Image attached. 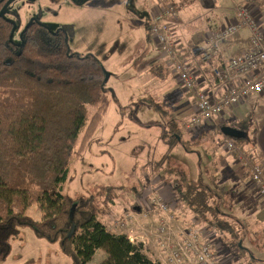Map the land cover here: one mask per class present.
Here are the masks:
<instances>
[{
    "label": "trees",
    "instance_id": "1",
    "mask_svg": "<svg viewBox=\"0 0 264 264\" xmlns=\"http://www.w3.org/2000/svg\"><path fill=\"white\" fill-rule=\"evenodd\" d=\"M6 1L0 0V10ZM9 5L0 16V262L10 253L12 238L28 226L38 238L57 244L72 264H87L97 249L107 254L99 264H162L140 242L102 224L99 216L107 215L114 201L109 187L78 198L62 192L70 165L112 101L110 73L93 54L69 49L68 30L50 31L31 20L21 44H14ZM39 200L47 216L34 221L26 211ZM175 200L184 214L215 229L229 252L235 243L242 247V233L232 232L238 224L220 210L208 186L190 180Z\"/></svg>",
    "mask_w": 264,
    "mask_h": 264
},
{
    "label": "rangeland",
    "instance_id": "2",
    "mask_svg": "<svg viewBox=\"0 0 264 264\" xmlns=\"http://www.w3.org/2000/svg\"><path fill=\"white\" fill-rule=\"evenodd\" d=\"M242 1L244 0H239V3H243ZM166 2L176 4L180 10L186 0H167ZM137 4L135 0H12L7 8V15L15 17L11 41L17 45L21 44L22 32L26 24L34 20L48 27L50 31L68 30L70 33L68 35L69 49L75 53L81 55L91 53L98 60L105 55V61L114 55L129 57L133 54L138 43V34L140 31L143 32L142 21L145 19L141 7L138 8ZM163 6H165L164 3ZM145 13L147 14V12ZM143 42V44L149 43ZM117 61L121 60L117 59ZM116 62L113 64L116 65ZM129 76L130 74L121 76V80L115 79L114 75L111 76L112 79L114 78L110 82L113 85V89L110 88L113 96L112 101L101 122L92 133L87 147L70 165V172L62 192L72 198H78L79 196H94L103 193L106 187H109L107 193L115 200L109 203L111 210L105 209L107 215L112 213L109 217L111 218L110 228L125 235L127 229L133 227L136 235L150 237L152 243L145 247L149 252L155 248V256L154 252H152V256L160 262L159 255L163 251L159 245L162 235L158 227L159 221L166 227L165 233L167 234L181 229L189 234L193 230L199 231L201 227H198L197 217L193 214L189 215L192 218L188 225L178 224L174 206L179 207L180 203H176L171 189L167 190L166 195L163 193L162 196L156 195V197L168 204L169 213L175 214L172 221L161 218L160 213L156 210H153L152 214L144 212L143 208L148 205L146 204L148 201L144 199V206L139 207V212L134 211L132 207L138 206L140 203L141 197H136V193H139L142 188V179L151 175L150 171H153L154 165L155 172L162 175L164 180L168 179L173 185L178 181L187 184L181 180L182 173H186V171L188 178L201 182L200 175L208 178L206 173L207 153L204 150H198V142L194 141L197 134L186 133L183 130L180 134L181 141L176 143L171 140L170 136L175 129L174 126L167 125V117H174L171 109L164 111V108L156 109L153 105L152 107L158 111L156 114L153 111L145 113L142 109L132 106V103L129 102L131 100L141 101L143 95L133 81H128L130 84L124 83ZM106 85L109 86L108 83ZM255 96L250 95L247 98L244 102V110L242 113L238 111L236 119L230 124L233 126L240 124V127L246 131V138L237 139L236 143H243L258 153L254 147L258 143V138L254 137L257 131L259 135L263 128V120L258 116L264 107V98L257 100ZM124 102L129 105L122 108L121 105ZM154 123L164 126V129ZM176 126L183 129V126L178 124ZM212 130L214 131L213 128ZM161 134H163L162 138L165 143L160 140ZM162 152L163 155H159ZM156 153L158 156L155 155ZM161 156H163L162 159ZM149 184L147 183L145 186ZM219 190L216 191L225 204V206L219 207L220 210L234 218L241 217L246 226V239L242 234V247H238V244L236 246L235 243V246H229L230 250L237 253L240 260H248L251 264H264V233H260V236L257 235L254 223L250 220L256 212L253 213L254 209L246 208V203L243 200L236 201L229 197L226 198ZM224 191L226 193V189ZM116 202L119 203V206L115 205ZM126 203L132 204L128 207L130 210L122 212L123 205L125 206ZM171 203L174 205L170 206ZM259 210L261 208L257 206V211ZM26 213L34 221H39L47 216L44 203L41 200L30 206ZM107 215L100 218L103 219ZM125 215L135 218L124 223V228L114 227L113 225L118 220L125 219ZM150 217L154 218L151 222H147L146 219ZM107 220L105 219V221ZM249 225L254 228H249ZM203 237L202 239L205 240L206 237ZM11 246L9 255L0 264H72L71 259L60 252L57 244L47 243L38 238L28 226H24L18 235L12 238ZM157 247L159 248L158 254ZM99 252L88 264H97V261L102 259ZM181 262L190 264L186 260Z\"/></svg>",
    "mask_w": 264,
    "mask_h": 264
},
{
    "label": "crops",
    "instance_id": "3",
    "mask_svg": "<svg viewBox=\"0 0 264 264\" xmlns=\"http://www.w3.org/2000/svg\"><path fill=\"white\" fill-rule=\"evenodd\" d=\"M166 1L167 0H135V2L138 3L137 7H141V10L143 11L142 14L145 19L142 21L143 32L140 31V34H138V43L135 46L136 48L133 50V54L129 57L125 55L123 57L114 55L108 61L104 60L106 57L105 55L99 58V61H102L107 72L110 73V77L107 82L109 84L108 87L113 89V85H111L110 82L114 78L112 79L111 76L114 75L115 79L121 80V76L124 77L126 74H130V76L127 78V81L125 80L124 83L130 84L128 81H133L134 84H136L137 89L139 88L141 95H143L141 101L131 100L129 103H132V106L142 109L145 113L151 111L156 113L158 112L156 109L160 108H164V111L171 109L174 117H167V125L175 127L173 133L170 136L173 142L177 143L181 141L180 134L183 132V130H185L186 133L189 132L197 134V137L194 141L195 143L198 142V150H204L205 153H207L206 165L208 167H206V173L208 178L200 175L201 184L206 185L209 187V189L213 190V193L216 194V197H218L220 201V206H225V204L223 203L219 193L216 191L218 189H220L219 192L225 195L226 198L229 197V199L232 198L236 201L243 200L246 203V208L249 210L254 209L253 213L256 212V214L252 215V213V219L250 220H252L255 230H257L255 233L260 236V233H264V207H262L259 199L256 197L253 187L249 185L247 175H245V173L241 170L239 164L235 162L234 155L224 152L223 146L221 144L223 141V136H225L221 131L222 127H240L239 124L233 126L230 124V122L236 119V113L238 111L242 113L244 110V102L249 96L246 99L241 100L239 104L235 105V107L226 108L223 111V114L217 119V123L204 122L200 123L198 126H193L192 128L188 129L186 128L187 123L195 112L194 93L192 91L184 92L181 85L172 73V70H170L167 58L162 55L161 46H158L149 37V34H147V21L154 13L158 12L159 7H165L163 6V3L164 5L168 4ZM250 1L252 4V15L256 18L260 29H262L264 33V0ZM238 5H240L239 0H186V3L179 10L178 16L167 22L168 31L171 37H173V40L178 45V50L180 52L179 56H182V59L186 61L189 67L195 72L200 82L199 85L203 87V89H205L210 96L212 95L215 97H221L227 94V89L230 83L227 84L223 80H217L213 76L211 67L217 64L216 58H213L206 63L200 59V54L209 50L210 45L207 43L208 34L220 29V27L224 26L228 21H230L234 16ZM145 12H147V14ZM191 19H194L193 22L188 21ZM189 25L190 29L187 27ZM143 41L149 43L143 44ZM246 44H249L248 30L244 29V31L236 34L231 40L226 42L223 45V50L226 55H231L245 47ZM117 59H120L121 61H117ZM127 60L129 61L126 63ZM114 62H116V65L113 64ZM255 97L257 100L264 98V93L260 94L259 96L256 95ZM129 103L124 102L122 103L121 107H127ZM153 105L156 107V109L152 107ZM258 117H261L263 120V128L261 133L258 135L257 131L254 137L258 138V143H256V146H254L255 149L258 150V153L246 147L244 144L242 145L246 151L253 153L264 164V107L260 110ZM176 124L180 125L181 127L183 126V129L177 128ZM154 125L160 126L161 129H164V126L159 124L154 123ZM162 135L163 134H161L160 140L164 142L165 140L162 138ZM163 152L159 155H163ZM155 155H157V153ZM162 158L163 156H161V159ZM200 160L199 153V161ZM150 173L151 175L148 178L142 179V188L139 190V193H136V197H141L140 203L137 206L138 208L144 206V200L147 201L148 197H153L155 195L162 196L163 193L166 195L168 189L173 190V195L175 196L181 187L186 185L180 181L173 185L168 179L164 180L162 175L155 172L154 165L153 171H150ZM182 175V181L189 183L190 180H192L188 178L187 171L186 173H182ZM147 183L150 184L145 186ZM224 189H226V193ZM115 205L119 206V203L116 202ZM131 205L132 204L129 203H126L125 206L123 205L122 212L127 209L129 211L130 209L128 207ZM171 205L173 206L174 203H171L170 206ZM257 206L261 208V210L257 211ZM174 208V213L177 214L176 217L178 224L181 223L182 226L185 224L188 225V223H190V218L192 217L184 214L181 210H179L178 206H174ZM110 215H112V213ZM110 215L104 217L105 219H108L107 221H105L104 218L103 220L99 216L102 224L105 225V227L108 225V223H110L109 221H111V218H109ZM229 216L235 221L236 224H238L235 228H233L232 232L236 231V233H242L246 239V226L242 221L243 219H241V217L234 218L230 214ZM153 218L154 217H150L146 220L147 222H151ZM197 223L199 225L198 227H201L199 229L200 236L203 237L205 234L206 239L209 238L211 240V242L214 244L216 257L221 258L224 264H251L248 260H240L237 253L232 251L229 252L228 248L225 247L227 244L216 237L218 233L214 231L215 229H212L206 225L204 227L200 225L199 222ZM253 226L249 225V228L253 229ZM236 228H239L241 232ZM111 232L119 233L114 230H111ZM154 250L151 251L154 252ZM98 251H100V257L102 259L98 260L97 264L107 258V254L103 249H97L95 255ZM156 252L158 254V247Z\"/></svg>",
    "mask_w": 264,
    "mask_h": 264
},
{
    "label": "built area",
    "instance_id": "4",
    "mask_svg": "<svg viewBox=\"0 0 264 264\" xmlns=\"http://www.w3.org/2000/svg\"><path fill=\"white\" fill-rule=\"evenodd\" d=\"M178 13L177 5L172 2L165 7H159L158 12L147 21V34L158 46H161V53L167 58L170 70L184 92L194 93L195 112L186 125L187 129L204 122H216L226 108L235 107L250 95L259 96L264 93V33L252 15L250 0H244L238 5L234 16L224 26L208 34L209 50L200 54V59L206 63L216 58L217 64L211 67L213 76L217 80L230 83L227 94L221 97L210 96L199 85L195 72L179 56L178 45L171 37L167 24L169 20L176 18ZM244 29L248 30L249 44L231 55H226L223 45ZM222 140L224 152L234 155L235 162L247 175L249 185L253 187L256 197L264 207L263 162L231 137L225 135ZM147 201L148 205L143 208L144 212L152 214L153 210H156L161 218L167 221L173 220V215L168 211V204L159 197L156 195L148 197ZM124 217V220H118L113 226L124 228V223L135 218L130 215ZM158 227L162 234L159 245L163 251L159 255V260L163 264H182L183 260L190 264H224L219 257H216L214 244L208 239L203 240L199 231L193 230L187 234L181 229L167 234L166 227L160 221ZM106 229H111L109 223ZM125 236L131 243L140 242L144 247L152 243L147 235L145 237L136 235L133 227L127 229Z\"/></svg>",
    "mask_w": 264,
    "mask_h": 264
},
{
    "label": "water",
    "instance_id": "5",
    "mask_svg": "<svg viewBox=\"0 0 264 264\" xmlns=\"http://www.w3.org/2000/svg\"><path fill=\"white\" fill-rule=\"evenodd\" d=\"M12 0H7L5 3H4V6L1 8L0 10V16H2V13L4 11V9L8 6V4L11 2ZM31 1H34V0H31ZM222 133L223 135H227L233 139H239V138H245L246 135L242 132V130H239L237 127L236 128H233V127H229V126H224L222 127ZM74 209H75V203H73L71 205V210H70V214H69V219H71L72 215H73V212H74ZM134 211L136 212H139V208L137 206L133 207ZM73 226L71 228V232L72 233V230H73Z\"/></svg>",
    "mask_w": 264,
    "mask_h": 264
}]
</instances>
